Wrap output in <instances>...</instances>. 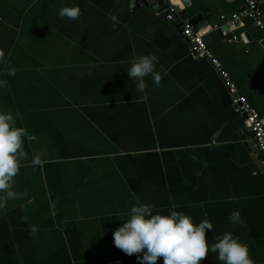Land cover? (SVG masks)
Returning a JSON list of instances; mask_svg holds the SVG:
<instances>
[{"label": "crops", "instance_id": "1", "mask_svg": "<svg viewBox=\"0 0 264 264\" xmlns=\"http://www.w3.org/2000/svg\"><path fill=\"white\" fill-rule=\"evenodd\" d=\"M136 1L0 0V109L35 137L11 182L17 197L0 207V264H140L142 253L112 238L137 200L207 217L210 243L230 231L264 264V164L245 119L211 61L191 57L178 22ZM173 1L206 21L196 31L264 119V29L243 18L229 28L239 41L221 35V16L242 0ZM72 4L78 18L58 15ZM147 54L161 82L146 77L139 93L126 70ZM201 264L222 262L209 252Z\"/></svg>", "mask_w": 264, "mask_h": 264}, {"label": "clouds", "instance_id": "2", "mask_svg": "<svg viewBox=\"0 0 264 264\" xmlns=\"http://www.w3.org/2000/svg\"><path fill=\"white\" fill-rule=\"evenodd\" d=\"M81 14L76 4L61 6L58 15L68 19H76ZM113 21L116 17H111ZM157 57L154 54L134 57L126 70L129 80L136 81L135 90L144 93L146 77H151L154 85L159 86L161 74L155 70ZM10 69L8 75H14ZM0 80V88L5 86ZM146 99V96L138 100ZM19 113L0 109V207L8 199H15L17 194L12 190L13 177L19 171L21 162L26 159L23 145L25 140L31 142L35 137L27 129L17 124ZM39 156H33L32 165H39ZM176 205L168 208L167 214L155 211L149 203L136 201L126 213L119 227L112 232L113 244L126 255L141 254L137 259L140 264H156L162 258V264H201L208 253H215L216 260L222 264H253L245 243L232 232L211 237L206 233L213 230V224L207 217L194 223L191 216L177 211ZM239 211H232L228 220L232 224L240 222ZM35 233L37 228L33 226Z\"/></svg>", "mask_w": 264, "mask_h": 264}, {"label": "built area", "instance_id": "3", "mask_svg": "<svg viewBox=\"0 0 264 264\" xmlns=\"http://www.w3.org/2000/svg\"><path fill=\"white\" fill-rule=\"evenodd\" d=\"M180 6L177 2L169 0L164 9V16L170 22H179ZM225 21V28L221 35L228 41L237 42L238 35H230L229 28L238 26L243 18L250 19L257 27L264 29V10L259 6L258 0H242L238 11L233 12L229 17L222 15ZM182 37L190 44V55L194 59H209L213 67L232 93V104L235 109L244 117L251 133L256 149L261 153V162L264 164V119L259 116L249 100L243 95L235 83L230 79L229 73L223 68L222 63L214 56L201 34L194 30V26L184 21L182 24Z\"/></svg>", "mask_w": 264, "mask_h": 264}, {"label": "water", "instance_id": "4", "mask_svg": "<svg viewBox=\"0 0 264 264\" xmlns=\"http://www.w3.org/2000/svg\"><path fill=\"white\" fill-rule=\"evenodd\" d=\"M136 3H141V4H144L146 6H152V7H155L156 9L161 5V6H163V9H165L167 7L168 0H138V1H136ZM189 16L190 15L188 14V12L186 10L179 11V19H180V21L178 22V26L180 27V30H182V24H183L184 21H187V22H189L191 24L196 25V27L194 26V30L195 31L199 30L200 28H205V27L207 28L208 24L202 18L201 15H197L196 17H192V18L189 17ZM249 132H250V134L252 136V133H251L250 129H249ZM249 144L250 145H254V141L251 140L249 142ZM254 147H255V145H254Z\"/></svg>", "mask_w": 264, "mask_h": 264}]
</instances>
